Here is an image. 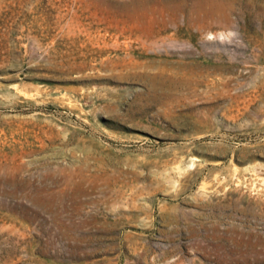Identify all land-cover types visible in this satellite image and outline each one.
<instances>
[{"label":"rangeland","instance_id":"rangeland-1","mask_svg":"<svg viewBox=\"0 0 264 264\" xmlns=\"http://www.w3.org/2000/svg\"><path fill=\"white\" fill-rule=\"evenodd\" d=\"M0 264H264V0H0Z\"/></svg>","mask_w":264,"mask_h":264},{"label":"bare ground","instance_id":"bare-ground-1","mask_svg":"<svg viewBox=\"0 0 264 264\" xmlns=\"http://www.w3.org/2000/svg\"><path fill=\"white\" fill-rule=\"evenodd\" d=\"M143 5V4H142ZM145 5V4H144ZM146 6V5H145Z\"/></svg>","mask_w":264,"mask_h":264}]
</instances>
